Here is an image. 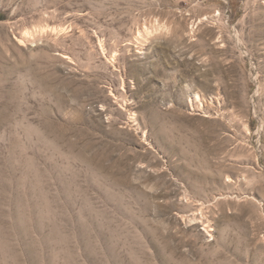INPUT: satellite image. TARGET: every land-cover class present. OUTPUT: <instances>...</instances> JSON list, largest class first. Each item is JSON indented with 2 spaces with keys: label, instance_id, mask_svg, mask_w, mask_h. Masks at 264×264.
I'll return each instance as SVG.
<instances>
[{
  "label": "rangeland",
  "instance_id": "1",
  "mask_svg": "<svg viewBox=\"0 0 264 264\" xmlns=\"http://www.w3.org/2000/svg\"><path fill=\"white\" fill-rule=\"evenodd\" d=\"M0 264H264V0H0Z\"/></svg>",
  "mask_w": 264,
  "mask_h": 264
}]
</instances>
